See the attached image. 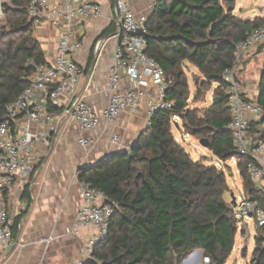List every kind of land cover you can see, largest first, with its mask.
I'll list each match as a JSON object with an SVG mask.
<instances>
[{
    "label": "trees",
    "instance_id": "obj_1",
    "mask_svg": "<svg viewBox=\"0 0 264 264\" xmlns=\"http://www.w3.org/2000/svg\"><path fill=\"white\" fill-rule=\"evenodd\" d=\"M236 1L157 0L148 21L151 35L146 53L172 80L167 99L173 108L156 112L129 152L81 169L82 183L117 204L107 238L81 264H183L196 251H202L209 264H227L236 246L239 223L226 199L227 177L215 166L194 161L176 141L175 117L183 121L186 134L208 140V149L220 161L238 159L244 195L264 210V189L249 178L250 158L238 152L226 129L232 114L223 72L235 63L236 45L264 25V18L236 16ZM31 2L3 4L7 25L0 30V124L7 120V106L29 86L34 72L30 62L46 64L42 46L34 37ZM115 32L113 24L101 38ZM188 65L196 67L201 78L195 80V100L217 86L213 103L202 116L189 107ZM257 101L264 110V67ZM48 111L56 114L62 110L49 105ZM20 219L12 226L13 237L18 234ZM250 264H264V227L255 238Z\"/></svg>",
    "mask_w": 264,
    "mask_h": 264
},
{
    "label": "built area",
    "instance_id": "obj_2",
    "mask_svg": "<svg viewBox=\"0 0 264 264\" xmlns=\"http://www.w3.org/2000/svg\"><path fill=\"white\" fill-rule=\"evenodd\" d=\"M115 4L118 34L96 43V58L99 59L108 41L117 38L113 65L109 71V103L102 114L95 112L86 97L72 106L82 75V70L72 58L81 49L75 24L77 19H97L101 15V7L91 0H62V9L53 11L56 16L54 24L62 21L64 28L54 60L50 64L31 61L30 66L34 72L29 79V86L6 108L7 120L0 124V246L9 245L14 240L6 194L17 177H28L32 173L36 159V135L30 130H21L17 123H32L39 127L49 125L50 133L57 131L55 120L58 117L52 113L41 115V107L35 102L37 96L44 97L58 108L65 105L62 101L64 99L68 108H71L70 115L83 133L97 130L102 120L112 125L125 111H135L141 95L147 98L150 118L158 111L173 108V103L167 99V90L172 80L160 64L146 53L148 37L151 35L149 17H137L130 9L129 0H115ZM51 5L52 0H32L29 15L35 26L43 24L44 16L51 11ZM4 15L3 0H0V17ZM263 45L264 25L236 45L235 63L224 70L222 77L227 107L232 114L226 129L232 134L238 152L250 158L247 168L249 178L260 189H264V110L257 100L250 98L239 74L245 56ZM136 86L145 91H136ZM117 140L118 137L113 139L114 142ZM91 143L93 141L88 139L81 141L84 146ZM116 209L115 202L106 200L90 184L82 183L81 205L72 234L78 236L87 228L95 230L96 235L84 251L87 259L91 258L96 244L107 238ZM234 210L239 221L250 218L259 228L264 227V210L245 195L236 199ZM205 262L209 264V258H205Z\"/></svg>",
    "mask_w": 264,
    "mask_h": 264
},
{
    "label": "crops",
    "instance_id": "obj_3",
    "mask_svg": "<svg viewBox=\"0 0 264 264\" xmlns=\"http://www.w3.org/2000/svg\"><path fill=\"white\" fill-rule=\"evenodd\" d=\"M10 1L3 0V4ZM91 1L101 7V15L97 19H77L75 24L81 49L72 58L82 70V75L72 106L86 97L95 112L102 114L109 103V71L113 65L117 38L108 41L99 59L96 58V43L117 35L119 22L115 0ZM156 2L129 0L130 9L137 17H150ZM61 9L62 0H52L51 11L44 16L43 24L34 25V37L42 46L46 64L53 62L60 44L63 22L54 24L56 16L53 11ZM242 19L252 20V17ZM113 24L116 32L101 38ZM257 49L247 54L246 61L256 54ZM91 54L93 60L89 65ZM241 71L240 79L244 75L243 69ZM135 88L141 93L145 91L138 86ZM62 101L65 104L60 107L62 111L54 114L58 117L55 133L49 132V125L39 127L32 123H17L21 130H30L36 135V159L32 173L28 177H17L6 194L12 224L15 219H21L13 243L0 246V264H78L88 260L84 251L96 235L95 230L87 228L78 236L72 234L81 205L80 171L97 165L113 154L129 152L151 121L147 98L141 95L135 111H125L112 125L102 120L97 130L83 133L70 115L71 108L64 99ZM35 102L41 107V115L50 113L49 100L37 96ZM115 137H118L116 142L113 141ZM84 139L93 143L84 146L81 144ZM200 263L198 256L191 258L188 264Z\"/></svg>",
    "mask_w": 264,
    "mask_h": 264
},
{
    "label": "rangeland",
    "instance_id": "obj_4",
    "mask_svg": "<svg viewBox=\"0 0 264 264\" xmlns=\"http://www.w3.org/2000/svg\"><path fill=\"white\" fill-rule=\"evenodd\" d=\"M235 9V14L241 18L252 17V20L264 18V0H237ZM6 22V15L0 17V30L7 25ZM246 57L247 56L244 58L245 61L247 59ZM263 67L264 45L259 47L256 54L244 62L241 68V70L243 69L244 74L241 76V80L244 82L245 87L253 100H257L259 97V84ZM186 73L190 87L189 107L192 109H198L199 115L202 116L204 112L211 107L214 98V91L217 86L212 85L206 93H202L200 100H195V93L197 92L195 80L201 79L200 74L198 69L191 65H188ZM240 74H242V71ZM255 126L256 125L254 124L253 129H255ZM172 130L176 141L187 151L194 161H203L206 165L215 166L226 175L229 186V193L227 194L226 199L230 205H232V194L236 199L245 194L244 181L238 169V159H231L226 162L220 161L208 148L201 145V139L186 134L184 123L179 117L173 119ZM258 234H260V228L256 225L254 220H251L250 218L241 219L238 223L236 246L227 264H250L255 248V238ZM244 253H246V256L243 255ZM191 258L195 259L198 258V256L194 252L185 260L189 263ZM205 258L204 255L201 257L200 264H207Z\"/></svg>",
    "mask_w": 264,
    "mask_h": 264
},
{
    "label": "water",
    "instance_id": "obj_5",
    "mask_svg": "<svg viewBox=\"0 0 264 264\" xmlns=\"http://www.w3.org/2000/svg\"><path fill=\"white\" fill-rule=\"evenodd\" d=\"M201 145L205 148H208L209 146V141L204 139V140H201ZM232 206L235 207L236 205V197L232 194ZM200 258L203 256V252L202 251H196L195 252ZM184 264H188V261L185 260Z\"/></svg>",
    "mask_w": 264,
    "mask_h": 264
}]
</instances>
